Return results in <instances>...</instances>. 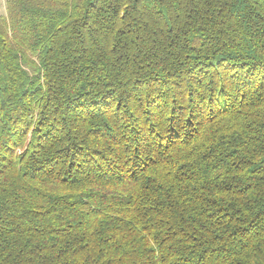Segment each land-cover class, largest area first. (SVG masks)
<instances>
[{
  "label": "trees",
  "instance_id": "1",
  "mask_svg": "<svg viewBox=\"0 0 264 264\" xmlns=\"http://www.w3.org/2000/svg\"><path fill=\"white\" fill-rule=\"evenodd\" d=\"M0 264H264V0H7Z\"/></svg>",
  "mask_w": 264,
  "mask_h": 264
},
{
  "label": "rangeland",
  "instance_id": "2",
  "mask_svg": "<svg viewBox=\"0 0 264 264\" xmlns=\"http://www.w3.org/2000/svg\"><path fill=\"white\" fill-rule=\"evenodd\" d=\"M6 2L7 0H0V16L6 15Z\"/></svg>",
  "mask_w": 264,
  "mask_h": 264
}]
</instances>
